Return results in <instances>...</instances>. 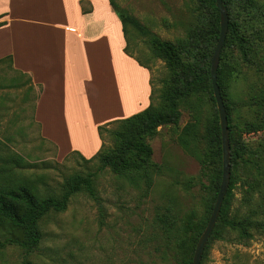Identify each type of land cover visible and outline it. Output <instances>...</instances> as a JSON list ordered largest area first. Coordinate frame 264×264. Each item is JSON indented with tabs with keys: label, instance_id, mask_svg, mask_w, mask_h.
<instances>
[{
	"label": "trees",
	"instance_id": "1",
	"mask_svg": "<svg viewBox=\"0 0 264 264\" xmlns=\"http://www.w3.org/2000/svg\"><path fill=\"white\" fill-rule=\"evenodd\" d=\"M222 1L229 21L216 77L227 113L230 177L208 241L221 237L226 231L234 233L233 240L246 243L253 238L254 232L264 233V0ZM110 4L122 24L125 51L130 54L127 51L128 25H132L147 38L153 54L164 59L169 77L164 80L159 104L154 105L151 96V103L143 110L98 126L100 137L101 131L107 129L113 146L101 143L99 150L88 158L78 151L71 152L87 162L96 160L98 170L109 167L131 183L144 181L150 187L152 170L157 165L151 161L152 150L144 137L154 133L160 125L177 126L181 115L179 105L189 100L192 120L182 127L177 140L198 157L208 177L202 217L189 255L182 261L191 264L196 241L216 200L222 174L220 123L209 77L211 57L220 31L216 2L191 0L192 17L186 36L180 41L162 39L137 18L117 9L111 0ZM1 64L11 67V57L0 58ZM5 69H1L0 87L23 86L24 83H18L14 76L8 79ZM30 88L32 86H28V90ZM2 98L0 96V100ZM111 123L116 126L108 129ZM256 133L258 139L251 140V135ZM10 143L9 137L0 138L1 248L13 245L26 254L34 251L42 241L40 225L43 218L49 213L63 212L71 197L80 191L87 192L103 214L93 186L94 172L74 173L55 189L47 186L41 177L27 175L28 162L12 149ZM131 155L138 156L137 161L131 160ZM39 183L43 185L42 189ZM237 201L238 205H235ZM177 216L173 205L164 206L155 213L157 223L166 232L175 228ZM26 264L31 262L27 260Z\"/></svg>",
	"mask_w": 264,
	"mask_h": 264
},
{
	"label": "rangeland",
	"instance_id": "2",
	"mask_svg": "<svg viewBox=\"0 0 264 264\" xmlns=\"http://www.w3.org/2000/svg\"><path fill=\"white\" fill-rule=\"evenodd\" d=\"M111 1L162 39L180 41L186 36L191 0ZM128 33L127 51L149 68L152 103L157 105L169 77L166 62L153 54L147 38L132 25H128ZM36 95L35 88H0V138L9 137L12 149L28 162L27 175L41 177L55 189L74 173L94 172L93 186L104 212L101 215L97 203L80 191L63 212L43 218L42 241L34 251L26 254L13 245L0 247V264H26L27 260L31 264H183L197 233L208 185L198 157L177 140L179 131L192 120L191 102L179 105L177 126L160 125L144 137L152 150L151 161L157 165L147 187L144 181L131 183L109 167L98 170L96 160L87 162L72 152L60 155L54 143L43 140L33 120ZM258 137L256 133L250 139ZM101 141L113 146L107 129L101 131ZM137 157L131 155L130 159L137 161ZM39 187L43 185L39 183ZM236 196L239 199L240 193ZM167 205H173L178 216L175 228L166 232L155 213ZM233 237V232L224 231L221 237L209 240L200 264H264V233L254 232L246 243Z\"/></svg>",
	"mask_w": 264,
	"mask_h": 264
},
{
	"label": "crops",
	"instance_id": "3",
	"mask_svg": "<svg viewBox=\"0 0 264 264\" xmlns=\"http://www.w3.org/2000/svg\"><path fill=\"white\" fill-rule=\"evenodd\" d=\"M125 45L110 0H0V74L24 83L0 88L37 89L33 120L60 155H94L98 126L151 103V72Z\"/></svg>",
	"mask_w": 264,
	"mask_h": 264
},
{
	"label": "water",
	"instance_id": "4",
	"mask_svg": "<svg viewBox=\"0 0 264 264\" xmlns=\"http://www.w3.org/2000/svg\"><path fill=\"white\" fill-rule=\"evenodd\" d=\"M216 7L219 12L220 17V31L217 43L215 45L214 51L212 53L211 57V63H210V79H211V85L213 88V95L216 102L217 112L219 116V123H220V131L221 132V149H222V174H221V181L219 191L216 197V200L214 202L211 214L209 216V219L207 221V224L202 231L201 235L199 236L198 240L196 241L195 250L192 256V263L191 264H200L202 254L204 251V248L206 246V241H208V238L214 228V225L216 223L219 210L223 201V198L226 194L227 187L229 184V177H230V146H229V134L228 131V123H227V113L225 109V104L223 102L220 89L217 82V69L219 65V58L220 53L224 44V40L227 34L228 29V13L225 9V6L223 4L222 0H215Z\"/></svg>",
	"mask_w": 264,
	"mask_h": 264
}]
</instances>
